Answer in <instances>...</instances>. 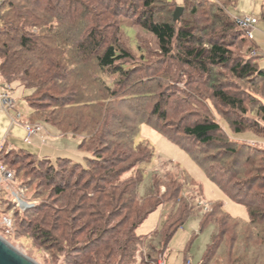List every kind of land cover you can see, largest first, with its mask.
<instances>
[{"label":"trees","instance_id":"obj_1","mask_svg":"<svg viewBox=\"0 0 264 264\" xmlns=\"http://www.w3.org/2000/svg\"><path fill=\"white\" fill-rule=\"evenodd\" d=\"M230 1L235 5L239 0ZM204 2H207L210 8H216L215 14L213 13L214 18L212 17L214 21H206L205 23L208 24L205 27L210 23L215 26L217 22V26L214 27L217 29V34H210L209 37L207 35L203 40L195 34L192 23L201 17L199 8ZM97 5L99 7H94ZM177 7H182L183 12L179 21L175 22L173 13ZM97 8H101L108 15L115 16L120 12L130 15L134 20V25L140 26L156 39L163 55L172 56L182 63L200 68L203 71L202 75L208 73L207 66L224 67L233 79H246L250 82L264 81V67L259 65L257 55H251L254 52L252 42L250 43L245 38L244 33L237 27L235 19L230 18L229 13L218 4L215 5L212 0H183L179 5L176 0H3L0 3V74L7 84L18 83L24 89L31 91L30 95L24 98L25 103L32 110L28 117L31 121L38 120L37 124L50 125L61 135H79V130L75 126L79 125L81 120L76 118L73 111L77 107L84 110L90 106L91 102L78 100L79 96L69 83V79L71 80L73 74L78 73L82 67H88L91 63L99 72L123 73L122 62L130 59V54L119 48L117 40L110 41L104 35V29L100 27L101 20L98 19L103 13L98 12ZM165 8L167 16L158 17V13ZM168 11H170L169 14ZM204 15L205 19H211L209 15L204 13L202 16ZM87 16H93L92 20L86 22L84 18ZM261 19H264V1L261 5ZM116 28L119 30L120 26ZM236 40L239 43H245L246 57L232 56L229 47ZM68 52L69 55H67ZM213 97L222 106L232 111H240L242 117L246 115L243 100L237 96H231L215 89ZM251 97V105L257 101L260 102L257 112L264 123V103L252 95ZM42 99H46L47 102L39 103ZM98 100L102 99L98 98ZM158 109L159 105L156 104L152 116L157 114L159 121L164 120V113L159 114ZM47 111H49L48 116L44 117L43 113ZM147 122L138 121L129 136L121 132L124 129L119 128L120 126L116 129L111 128L102 135L95 133L88 135L86 132H79L83 138L79 148L92 153L86 166L66 159L54 161L47 158L38 159L22 150H19L20 152L11 160L9 165L15 166L22 161L20 159L28 160L33 157L36 162L34 161L32 170H39L41 163L49 164L48 169L44 172L38 171L36 174L44 178L45 186L52 188L56 203L62 201L67 190L72 188L62 208L42 205L29 211L26 210L29 217H33L32 221L27 216V219H23L27 221L30 231L44 242L51 241L52 232L56 231V228L63 230V233L69 231L71 241H73L72 238L84 235V241L78 248H75L76 243L72 244L74 247H71V254L74 258L69 264H133L135 253L143 254V251L146 254L141 264H157V257L162 259L163 252L167 250L176 231L194 216L193 205L179 196L183 183L180 184L176 179L169 178L166 182V174L160 177L152 175L146 195L141 197L139 186L144 175L143 170H139L140 174L134 177H122L125 172L135 166L133 155L140 156V160L136 162L138 161L141 165L148 164L154 156L148 146H143L148 150L146 152L142 150L137 152L140 147H133L135 136L141 125L154 126L153 129L159 130L157 125L152 126L149 121ZM227 122L235 134H239L245 128L236 120ZM184 123H181L182 126L177 130H173L175 134L181 133L180 135L186 139L193 140L209 151L215 152V155L210 154L207 158L210 157V162L215 161L214 163L217 164V175L224 177L227 183H232V192H228L222 186V179L216 180V174L210 172L211 163H209L210 168L207 169L204 161H199L200 159L195 157L185 144L176 141L171 133L166 136L158 132L192 154L196 159L194 160L205 169L209 179L220 186L231 200L242 205L247 212V220L232 218L218 202L211 205V211L208 214L196 215L200 229L208 225H213L215 229L203 258L198 264H208L216 253L217 255L221 253L223 241L229 231V223H233L237 229L241 227L249 229L252 235L244 239L242 235L230 238L229 250L228 248L222 250L225 251L223 263L264 264V252L262 256L252 255L253 245L250 243L255 239L264 240V174H262L264 160L257 162L248 147H236L232 144L233 142L226 140L219 124L212 120L204 119L191 125ZM258 124L256 122L254 129L258 128ZM70 126L72 129H69ZM215 135H217V140ZM108 138L117 141V145H123L120 147L129 149V152L120 155L112 152L111 156L103 157L101 155L104 153L103 149L93 148V145L103 144V142L105 144ZM87 142L90 143L88 147H86ZM113 143L111 142L109 146ZM255 151L264 157V150ZM2 152L3 150L0 152V158ZM8 155L9 153H6L4 158ZM0 162L10 170L7 162L1 159ZM125 163H129L128 166L119 167ZM60 164L64 167L70 165L69 174L51 170L55 166L59 167ZM76 170L79 171L77 175ZM39 173H44V175ZM13 174L17 179V172L13 171ZM249 175L250 177L246 178ZM74 176L76 179L70 184ZM23 184L28 187L30 185L29 182ZM161 188H164L163 192L160 191ZM254 188L257 191H254ZM199 193H202L200 188ZM188 200L191 201L192 197ZM167 201L173 204L167 217L159 223L151 235L138 236L137 228L149 214ZM73 211H77L78 218H70L69 223V217L65 218L64 215ZM117 218L121 219L120 222L116 224L117 226H111ZM50 222L52 224H49ZM76 222H80L82 226L78 230H72L75 229L74 223ZM56 224L58 227L51 226H56ZM47 226L49 227L48 232L43 231V228ZM258 227L263 229L261 233L257 230ZM243 241L246 245H239ZM232 257L235 260L229 261Z\"/></svg>","mask_w":264,"mask_h":264},{"label":"rangeland","instance_id":"obj_2","mask_svg":"<svg viewBox=\"0 0 264 264\" xmlns=\"http://www.w3.org/2000/svg\"><path fill=\"white\" fill-rule=\"evenodd\" d=\"M2 1L3 0H0V3ZM212 1L215 5L218 4L219 7L224 8L225 11L229 13L230 18H241L253 15L256 16L258 20L257 24L259 19V24H264L261 19V5L264 0H239L235 5L230 0ZM176 2L179 5L183 0H176ZM94 7L99 6L97 5ZM209 8L210 5L208 6L207 2L202 3V6L199 8L201 17H198V19L194 20L192 23V26L195 28L194 32L196 31L195 34L203 38V40L207 35L209 37L210 34H217V29L214 28L217 26V22L215 26L210 23V25L205 27L206 24H208L205 23L206 21H214L212 17L213 13L215 14L216 12L215 7ZM97 10L103 13L98 19L101 20V24H99L100 27L104 29V35H106L107 39L110 41L117 40L119 48L126 50L130 54V59L122 62L123 73L121 74H114V72L110 71L99 72L93 63L88 65V67H82L78 73L73 74V78L71 80L69 79V83L73 86L74 91L77 92L76 94L79 96L78 100L81 102H91L90 106L84 110L78 107L74 109L73 112L76 114V118L81 120L79 125L75 127L78 128L79 132L83 131L88 135L93 133L102 135L106 134L111 128L116 129L120 126L119 128L122 130L124 129L121 132L129 136L133 132L132 128L136 126L138 121H142L143 123H148L147 121H149L152 126L157 125L159 128L158 131L164 133V135L167 136L171 133L176 141L185 144L186 148L188 150L190 149L189 151L200 159L199 161H204L207 169L210 168L209 163H211L210 165L212 167L210 172L212 171L213 174H216V180L222 179V186L228 192H232V183H227L224 177L225 180L221 178V176H218L217 164L214 163L215 161L210 162V157L207 158L210 154L215 155V152L209 151V149L202 147L193 140L186 139L183 135H180L181 133L175 134L173 130H177L182 126L181 123L184 122L191 125L195 122H201L204 119L212 120L219 124L222 129L221 133L226 140L233 142L232 144L236 147H248L257 162H262L264 157L261 153L255 151L264 150V123L260 120L259 113L257 112V107L260 105V102L257 101L254 105H251L250 101L252 95L257 98V100H261L264 103V81L257 80V82H250V80L247 81L246 79H233L230 72L224 67L207 66L206 69L208 73L202 75L201 72L203 71H201L200 68H194L191 64L182 63L172 56L166 57L163 55L159 50L156 39L140 26L134 25V20L130 15H124L120 12V14L113 16L112 14L108 15V13L104 12L101 8H97ZM169 12L170 11L167 13L169 14ZM204 13L209 15L211 19H205L206 16H202ZM157 16H167L166 8L160 11ZM92 18L93 16H87L84 20L89 22ZM116 26H120L119 30ZM245 38L250 43L253 40H249L246 36ZM234 42L235 43H232L229 47L232 56L235 58H238V56L239 58H243L246 54L245 43H239L237 40ZM69 54L68 52L67 55ZM257 61L261 67H264L263 59L259 58ZM64 68L66 69L67 67L65 66ZM2 79L5 82L3 77ZM10 86L13 90L12 99L15 101L20 113L23 116L30 115L32 110L25 104L26 101L24 98L30 95L31 91L24 89L18 83H12ZM61 88H63V86H61ZM215 89L224 91L231 96H237L243 100L246 115L242 117L240 111H232L222 106L221 103L213 97ZM98 98L102 100H98ZM45 100L46 99H42V102L39 103L44 104V102H47ZM99 101H101V103H99ZM156 104L159 105V114L164 113V120L159 121L157 119V114L154 117L152 116L154 115L153 110ZM48 112L49 111L43 113V116H48ZM231 120H236L238 123L243 124L245 128H243L239 134H235L227 122ZM256 122L259 123L258 128L254 129L253 126L256 125ZM29 123L37 124L38 120H30ZM42 127L44 128L42 133L44 137L42 138L44 141L43 144L41 141L34 139L32 145H26L23 144L22 139H20L16 146L18 150L4 149L0 158L2 161L7 162L8 165H6L12 170L11 172H17L18 177L12 185L13 188L18 186L24 188V199L29 200L30 205L33 206L26 209L28 211L42 205L62 208L72 188L67 190L66 196L62 201L56 203V198L52 194V188L45 186L46 182H44V178L36 174L38 171L44 172L48 169L49 164L41 163L39 170H32L35 158L31 157L27 160L20 157L23 159H20L22 161L18 162L17 165H9L13 157L20 152L19 150L34 155L38 159L47 158L53 161L56 159H66L81 166H86L87 160L90 159V154H92L79 148L81 140L83 139L79 132V135L76 136L67 134L61 136L59 132L50 125L42 124ZM153 127L146 124L141 125L134 139L135 146H133L134 148L137 146L140 147L137 152H139V150L146 152L147 149L143 146H148L149 150H152L154 153L153 158L148 164L141 165L138 161L136 162V160H140V156L137 154L133 155L134 163L136 164L132 169L125 172L122 177H134L136 174H140L138 173L139 170H143L144 175L139 186V195L141 197L146 195L152 175L160 177L166 174V182L170 178L171 180L176 179L180 184L183 183L182 191L179 196L193 205V215L195 217H190L180 229L176 231L168 244L167 250L163 252L162 260H164V264H180L184 255H187L191 258L193 264H198L203 258L205 249L209 245L215 229L213 225H208L200 229L196 215L208 214L211 211V205L218 202L223 205L224 211L232 218L243 221L247 220V212L242 205L231 200L220 186L209 179L205 169L195 161L196 159L192 154L183 150L181 146L170 141L166 136L153 129ZM69 129H72V127L70 126ZM223 131H225V133ZM215 136L217 140V135ZM111 142L114 143L112 146H109ZM127 142H129V140H127ZM89 144L90 143L87 142V146H85L88 147ZM117 144V141L108 138L105 140V144L104 142L103 144L96 143L93 145V148L103 149L102 152L104 153L101 154L103 157L111 156L112 152L116 153V155H120L129 150L121 148L123 145H120V147ZM108 148H110V150H108ZM104 150H106V152ZM6 153H9V155L7 158H4ZM16 160L19 161V159ZM128 164L129 163H125L119 167H125L128 166ZM53 168H51V170H56L60 173L69 174L70 172V165L64 167L60 164L59 167L55 166ZM78 172L79 171L76 170L75 174L77 175ZM39 174L44 175V173ZM262 174H264V172ZM249 177L250 175L246 178ZM72 179L70 184L74 182L76 176ZM186 181H188V184H186ZM25 182L26 184L27 182L30 183L29 187L23 184ZM7 188L6 184L0 183V238L36 264H69L72 258H74V255L71 254V247H74L72 244L76 243L75 248H78L79 245L83 243L85 236L80 235L78 238H72L73 241H71L69 231L63 233V230L56 228V231H53L52 235L48 233L52 237V244L51 241L44 242L38 239L36 234L31 232L27 227V221H23V219L25 220L27 217L32 221L33 217H29L26 210H20L13 205ZM199 188L201 189V194L199 193ZM255 188L253 190L257 191ZM160 191L163 192L164 188H161ZM191 197L192 200L189 201L188 199ZM8 201L10 202L9 204ZM171 206H173L172 202L167 201L165 204L158 207L157 210L149 214L146 220L137 228L136 234L140 237L151 235L159 223L167 217ZM76 212L73 211L70 214L65 213V218L69 217V223L71 222L70 218H78V213ZM120 220V218L115 219L111 223V226H117L116 224H118ZM80 222L74 223L75 229L72 230L81 228L82 225ZM49 224L52 223L50 222ZM51 226L58 227V224H56V226ZM228 228L229 231L226 234V239L223 241L221 253L218 255L216 253L208 264H224L223 254L225 251L222 250L226 248L229 250L230 238L232 239L242 235L244 239L248 235H252L249 229L243 227L237 229L233 223H229ZM48 230V226L43 228V231L48 232ZM257 230L261 233L263 229L258 227ZM70 233H72V231ZM250 243L253 245L251 254L262 256L264 252V240L255 239L250 241ZM241 244L246 245L244 241L239 245ZM235 249L236 245L234 247V250ZM144 254H146L144 251L143 254L141 252H136L134 255L135 262L141 264V260L144 259ZM158 259L161 258L157 257V260ZM233 260H235L234 257L229 261Z\"/></svg>","mask_w":264,"mask_h":264},{"label":"built area","instance_id":"obj_3","mask_svg":"<svg viewBox=\"0 0 264 264\" xmlns=\"http://www.w3.org/2000/svg\"><path fill=\"white\" fill-rule=\"evenodd\" d=\"M235 23L237 27L244 33V35L249 39H253V32L255 30L256 24H257V18L256 16H244L241 18H234ZM252 56H255L256 53L252 52ZM14 100L11 97V87L7 86L3 92L0 93V105L3 111L12 110L14 108ZM19 118V115H17L16 118L11 120L12 124H16L17 120ZM24 130L26 133V137L24 142L26 144H30L31 139L43 132V127L40 124H24ZM15 181V176L13 172H11L5 165H3L0 162V183L6 184L7 191L10 196V200L13 203V205L16 208H19L20 210H26L29 207H33L30 205L29 200L24 199V188L18 186L16 188H13V182ZM133 264H138L137 262H134ZM157 264H163L162 259H158ZM182 264H193L191 259H185Z\"/></svg>","mask_w":264,"mask_h":264},{"label":"crops","instance_id":"obj_4","mask_svg":"<svg viewBox=\"0 0 264 264\" xmlns=\"http://www.w3.org/2000/svg\"><path fill=\"white\" fill-rule=\"evenodd\" d=\"M262 22L264 23V19H262ZM259 23H260V19H259V22H258L254 32H253L252 44H253V49H254V52L256 53V55L259 58L264 60V24L260 25ZM7 86H10V85L5 83L2 79V77L0 76V93L3 92V90ZM12 92H13V90L11 88V97H12ZM17 115H19L17 123L12 124L11 120L16 118ZM28 117H29V115L23 116L20 113V111L18 110V107L16 106V103H14V108L12 110H8V111H3V109L1 108V105H0V152H1V150H4V149L14 150V151L18 150L16 146H17L18 140H20V139H22L23 144H26L24 142L25 137H26V133L24 130V124L29 123L30 118H28ZM42 133H41V135L34 136L31 139L30 144L32 145L34 139H37V141L38 140L41 141V143L43 144L44 141L42 138H44V137L42 136ZM47 134H49V133H47ZM54 138H56V137H54ZM30 144H26V145H30ZM187 258L191 259L189 256L184 255V257L180 261V264H182L184 262V260ZM163 264H164V260H163Z\"/></svg>","mask_w":264,"mask_h":264},{"label":"water","instance_id":"obj_5","mask_svg":"<svg viewBox=\"0 0 264 264\" xmlns=\"http://www.w3.org/2000/svg\"><path fill=\"white\" fill-rule=\"evenodd\" d=\"M183 12L182 7H177L173 13V20L179 21ZM0 264H36L34 261L25 257L8 243L0 238Z\"/></svg>","mask_w":264,"mask_h":264}]
</instances>
